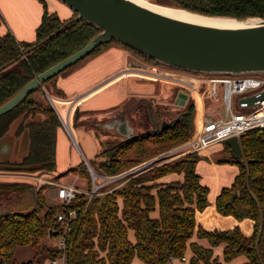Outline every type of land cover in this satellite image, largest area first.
<instances>
[{"label":"trees","instance_id":"obj_1","mask_svg":"<svg viewBox=\"0 0 264 264\" xmlns=\"http://www.w3.org/2000/svg\"><path fill=\"white\" fill-rule=\"evenodd\" d=\"M160 1L210 16L264 18V0ZM39 2L42 16L33 42L18 41L10 31L0 36V104L33 76L85 45L100 31L83 20H62L56 13L48 11L44 0ZM111 44L137 54L150 64L177 70L146 58L116 40L99 45L82 60L101 53ZM56 76L0 116L1 136L13 120L24 117L25 113L30 115L29 121L20 122L17 127L28 130V153L18 162H0V167L10 172L36 174L55 169L56 133L61 123L51 106L43 105L32 96ZM193 111L194 104L188 101L170 118L171 122L179 116L173 126L154 127L130 139L107 141L105 148L97 154V170H94L104 175H116L143 159L183 143L191 133ZM38 114L44 118L34 119ZM163 115L155 112L152 117ZM240 146L242 158L234 161L231 157L237 164V172L231 184L220 189L215 206L223 216L238 221L250 220V235H244L238 226L220 229L215 225L197 224L196 212L203 211L208 204V187L202 184L196 171L198 156L187 153L163 165L128 175L109 187L106 185L89 201L86 194L80 193L63 206H43L41 193L45 186L36 190L28 182L0 181V191L7 194L0 202V264L6 260H12L13 264H38L43 253L48 259L60 257L62 251L48 246L46 239L49 230H58L54 218L56 210L66 212L71 209H76V216L63 235L66 264H130L134 257L143 264H171L173 259H181L187 249L191 253L188 264H221L214 255V248L219 245L223 247L224 262L243 256L246 261L241 264H264V129L246 131L240 137ZM224 149L229 150V147L224 144ZM3 168L0 171H4ZM169 173L181 174L182 179L158 182ZM87 179L89 184L90 177ZM234 191L237 194L229 203ZM155 211L157 213L153 215ZM208 211L209 207L204 213L197 214L199 222ZM213 212L208 223L213 220L222 227L219 218H223ZM129 231H133L134 241L129 239ZM59 233L53 237H58ZM194 236L198 240H207L209 246L193 241ZM19 246L31 248L33 258L21 263L13 259Z\"/></svg>","mask_w":264,"mask_h":264},{"label":"water","instance_id":"obj_2","mask_svg":"<svg viewBox=\"0 0 264 264\" xmlns=\"http://www.w3.org/2000/svg\"><path fill=\"white\" fill-rule=\"evenodd\" d=\"M60 1L76 14L67 22L86 21L96 26L100 30L99 33L85 45L27 81L0 104V116L15 108L45 81L82 60L96 47L110 40H116L146 58L176 69L226 75L264 74V18L238 19L186 10L209 18L231 19L239 24L219 26L175 18L131 0ZM263 97L264 90L259 94L238 98L237 105L248 107ZM186 99L185 93L178 92L173 103L183 107ZM178 120L179 116L171 122H163L162 128L173 126ZM20 121V118L13 121L5 135L0 137V162H18L28 153L29 135L28 130L25 129L20 140L22 144H17L12 151L15 153L12 157L16 159L10 161L11 157L8 155L12 150V133ZM116 127L119 135L126 139L135 136L134 127L126 123V120L117 121ZM224 144L229 147L234 161L242 158L241 146L235 137L227 138ZM160 160L156 159V161ZM236 194V191L231 194L229 203H232ZM56 234L57 231L49 230V237Z\"/></svg>","mask_w":264,"mask_h":264},{"label":"crops","instance_id":"obj_3","mask_svg":"<svg viewBox=\"0 0 264 264\" xmlns=\"http://www.w3.org/2000/svg\"><path fill=\"white\" fill-rule=\"evenodd\" d=\"M45 1V0H44ZM51 4L60 5L63 7V13L65 14L62 20H68L73 17V11L67 10L68 7L60 0H48ZM47 5V4H46ZM42 16V4L39 0H0V17L5 19V23L7 26H1L0 24V36L4 35L7 31H10L14 38L18 41H33L35 40L36 36V28L40 24ZM60 18V17H59ZM61 19V18H60ZM108 51L112 55L109 59L105 61H98L97 59L100 57L101 54ZM120 55L122 58L120 59ZM128 63V62H127ZM126 57L122 49L114 46H108L104 49L101 53L93 56L89 61L84 63L82 66L75 69L72 73L65 77L56 76L54 79V87L59 88L61 97H54L50 96L49 101L54 109L59 114V118L64 123L67 131V134L64 129L59 127L56 133V153L59 148L61 149L64 142H68V138L70 142L73 141L77 147V152L81 153L84 157L81 156L82 161L83 159H88L93 157L92 148L88 146L85 142V138L81 136V130L78 128L73 127L75 134L77 136V141L79 143L80 149L78 144L72 139L73 133L70 127V123L73 126V118L72 110L71 114L70 111L72 107L75 105V108L78 106L79 108L84 105L85 108L94 109L96 107H106L109 105H124L127 102V95L137 94L139 97H145L144 93L151 91L149 87L145 86L144 83L137 81V79H144L142 78L143 75L140 73L137 74L141 77H137L134 79L132 76H128L126 71ZM126 70V71H125ZM133 69H130V73ZM137 70V69H135ZM125 71V72H123ZM142 72V71H141ZM145 73V76L148 74ZM130 75V74H129ZM146 77H151L149 74ZM140 93V94H139ZM150 93V92H149ZM152 93V92H151ZM175 97L173 98L174 101ZM69 117L71 120H69ZM71 121V122H70ZM66 133V134H65ZM87 134V133H86ZM71 135L72 137H68ZM21 136L16 137L14 132L12 133V150L8 154L10 161L15 160L12 156L15 154L13 149L20 143ZM87 136V135H86ZM19 145V146H20ZM79 150V151H78ZM220 152H226L228 155L229 160L232 162L230 149H224L223 146H212L204 151H202L199 155V160L196 163V171L201 178L202 184L208 187V194L207 200L208 204L204 208L203 211L196 212V222L199 225L204 227H210L215 225L217 228L220 229H230L235 226H238L239 229L242 231L244 235H250L252 232V224L248 219H242L240 221L234 219L231 216H223L217 212L215 206V199L217 194L219 193L220 189L223 186H229L233 180L229 179L228 181H222L218 175V164L216 163V157L220 156ZM187 154V153H186ZM3 155V154H2ZM5 155V154H4ZM7 156V155H6ZM17 157V156H16ZM210 171L213 173L214 181L212 183L213 189L212 191L209 188V183L206 181V178L210 176ZM236 174V173H235ZM77 175V174H76ZM75 175V176H76ZM235 176V175H234ZM233 176V177H234ZM48 179H53L51 177H45ZM4 177L0 176V180H3ZM80 176H78L77 180H75L74 184L80 189L85 191L84 181L82 179L81 182L78 183ZM182 179L181 174L177 173H169L161 178L158 179V182H173ZM54 180V179H53ZM59 181V180H58ZM65 184H70L69 182H61ZM88 182V181H87ZM79 184V185H77ZM87 183V187H88ZM209 207V211L207 214L202 218V222H199L197 219L198 213H204L205 210ZM219 214L223 219L219 218V222L222 227L218 226L216 221L211 220L208 223V218L214 215V212ZM156 211L153 215H156ZM242 224V226H241ZM243 228V229H242ZM244 230V231H243ZM128 237L131 241H134V234L133 231H129ZM193 241H197L200 245L204 247H208L209 243L205 239H196L194 236ZM222 245H219L214 248V255L221 261V264L224 263L222 258ZM191 253L190 250L187 249L184 253V260L182 259H173L171 264H188V258L190 257ZM246 259L243 256H238L232 259L229 262H235L236 264H241L245 262ZM130 264H143L137 257H134Z\"/></svg>","mask_w":264,"mask_h":264},{"label":"built area","instance_id":"obj_4","mask_svg":"<svg viewBox=\"0 0 264 264\" xmlns=\"http://www.w3.org/2000/svg\"><path fill=\"white\" fill-rule=\"evenodd\" d=\"M150 73L153 77L148 79H156L169 86L179 87L180 90L178 92H183L187 95L185 104L188 101L194 104L190 137L172 149L168 155L176 152L181 154H200L212 146L224 143L230 137H235L240 144V137L246 131L264 129V97L254 101L248 107H239L237 105L238 98L259 94L264 90V74H209L181 69L174 70L166 67L153 69ZM59 120L67 131L62 120L60 118ZM83 161L86 162L85 159ZM86 165L90 181L85 191L80 190L74 184L79 176L78 174L70 184H63L36 173L20 174L6 171L0 172V176L4 177L3 180L28 181L35 186L36 190L43 185L53 186L56 188L55 199L57 200V205L63 206L73 201L76 195L80 193L86 194L89 201L92 195L98 194L102 187L124 179L128 175L137 174L143 171L145 166V164L141 163L119 174L109 176L95 171L87 163ZM97 178L102 179V182L97 183ZM75 216L76 209L66 212L56 210L54 214L55 225L58 228L57 233H60L55 248L62 251V255L58 258L49 259L48 264H66L63 235L69 230ZM181 259L184 260L185 258L182 256Z\"/></svg>","mask_w":264,"mask_h":264},{"label":"rangeland","instance_id":"obj_5","mask_svg":"<svg viewBox=\"0 0 264 264\" xmlns=\"http://www.w3.org/2000/svg\"><path fill=\"white\" fill-rule=\"evenodd\" d=\"M148 1L155 3V4H158V5H162V6H169V5L161 2L160 0H148ZM45 3L47 4V9L49 12L56 13L61 19H63L65 17L64 16L65 14L63 13V10H62L63 7H60V5H57V4H51L50 1H48V0H45ZM169 7H172V6H169ZM65 8H68L67 10H71L69 7H65ZM0 24H1V26H7V24L5 23V19L2 17H0ZM33 41H31V42H33ZM27 42H29V41H27ZM110 46L118 47V48L123 50L125 57H126V64H125L126 69H129V71H130V69H133L131 73L129 71L125 70L127 72L128 76H132L134 79H136L137 77H141L137 74L140 73L141 75H143L142 78H145V79H139V80L137 79V81L144 83L145 86H151V87H149V89L151 90V91H149L150 93L145 92L144 96L146 99L152 101L153 106H154L153 107L154 108V110H153L154 114H155V112L164 113V115L159 116V118L163 119L164 122H170V118H172L175 111H178L181 109L180 106H176L173 103L174 102L173 98L175 97L176 93L180 90V88L174 87V86H169V85H167L161 81H158L156 79H153V80L148 79L149 77H146V76L148 74L150 76L151 75L150 72H152L153 69H161V67L158 65L150 64V63L144 61L137 54H135L129 50L123 49L122 47H120L117 44H111ZM111 55H112V53L110 54L108 51H106L105 53L101 54L97 60L98 61H105V60L109 59ZM91 58H92V56L80 61L75 66L69 68L65 72H62L58 76L65 77V76L69 75L75 69H77L78 67L82 66L84 63L89 61V59H91ZM121 58H122V56L120 55V59ZM135 69H137V70H135ZM125 71H123V72H125ZM143 71L148 73V74L145 76V73H143ZM54 79L55 78L49 80L43 86H41V88L38 91H36L32 97L34 99H37V101L41 102L43 105L48 104L50 106V102H49L50 96H54V97L60 96L61 97L59 88L55 89V87H54ZM43 95H44V97H42ZM136 98H140V97L137 94H132L131 96L128 97V100H129L128 102L130 103L133 100L135 101ZM76 104H74V106L72 107L70 114H71L72 110H75ZM54 111H55V113L59 119L58 112L56 111V109H54ZM132 115L137 120L136 133L149 131V130L153 129L154 125L150 119V114H148V112L145 111V108L139 106L136 110H134L132 112L131 116ZM42 116H43L42 114L36 115V117L40 118V119L42 118ZM69 120H71L70 117H69ZM74 123H75V120H74ZM62 127L63 126L61 124V129H62ZM70 127L72 129L73 137L71 135H69L68 137H72V139H74V141L78 144V147L80 149L79 143L77 141L78 138L75 134V131L73 130V126L71 123H70ZM75 128H78L81 130V136H83V139L85 138V142L88 144V146H90L93 149L92 153L94 155H93L92 159L88 158V159H85L86 162L82 161V158L80 157L79 152L76 151L77 147H76L75 143L73 141L70 142V139L68 138V142H64L62 148L61 149L59 148V150H57L56 158H55V163H56L55 169L51 172H44V173H42V175L44 177H51L54 180H56L57 182L61 181V182L71 183L73 181V179L76 177L75 175L78 174L81 176L80 177L81 179H79L78 183L81 182L83 179V181H84L83 187H85V189H87V183H88L87 181L89 180L87 178H89V175H88L89 173H88L86 163L90 167H92L93 169L97 170L96 169L97 168L96 162L98 160L97 154L105 148V146H104L105 143L103 142V140L105 139V137L108 134H106L105 132H101L99 129L96 130V128H94L93 126L90 128L89 132H88L87 128H84L82 125H80L79 127H75ZM191 130H192V127H191ZM64 131L67 134H69L65 129H64ZM95 133H97L96 136H94ZM111 135L115 136L114 134H111ZM190 135H191V133H190ZM177 146L171 147L167 150H163V151L159 152L158 154H155L149 158L143 159L142 162H140L138 164H141V163L145 164V166L143 167V170H146V169L151 168V167H157V166L163 165L167 162H171L176 158L178 159V158L182 157L184 154L176 152V153H172L171 155H168V153L172 149L176 148ZM216 146H223V143L217 144ZM80 151H81V149H80ZM81 153H83V152H81ZM196 155L198 156V158H200L198 154H196ZM81 156L84 157L82 154H81ZM156 159H161V160L156 161ZM149 162H151V163L148 164ZM216 163L219 166L218 167V175L222 181H228L229 179H232L233 176L235 175V173L237 172V164L234 162H231L229 160L226 152H220V156L216 157ZM138 164H136V165H138ZM136 165H134L132 167H135ZM132 167H130V168H132ZM1 168H3V167H0V169ZM3 169H4V171H0V172L8 171L5 168H3ZM77 169H78V171H77ZM13 173H20L21 174L23 172H13ZM14 180L6 179V181H11V182H23V183L28 182V181H21V180H15L14 181ZM123 180L124 179H120L116 182H113V183L107 185V186L109 187V186H111L115 183L121 182ZM0 181H2V180H0ZM206 181L209 183V188L212 191V189H213L212 183L214 181L212 171H210V176L206 178ZM96 182L101 183L102 179L97 178ZM63 184H65V183H63ZM77 185H79V184H77ZM43 186H45L42 193H41L42 198H43V206L44 207L47 205L58 206L57 200L55 199L56 188L53 186H46V185H43ZM6 195L7 194L5 192L0 191V202L3 200V197H5ZM43 212H44V209L41 211V213H43ZM41 213H40V215H41ZM58 240H59V237L56 238V237L51 236V237H47L46 242H47L48 246L55 247ZM32 258H33V250L29 247L19 246L16 248L14 255H13V259H15L18 263L28 261ZM48 260L49 259L46 256V254L43 253L41 255V257L39 258L38 264H48L47 263ZM3 264H13V263H12V260H6V261H4ZM223 264H236V263L235 262H224Z\"/></svg>","mask_w":264,"mask_h":264},{"label":"flooded vegetation","instance_id":"obj_6","mask_svg":"<svg viewBox=\"0 0 264 264\" xmlns=\"http://www.w3.org/2000/svg\"><path fill=\"white\" fill-rule=\"evenodd\" d=\"M128 97L129 95H127L126 104L124 103V105L122 106L119 104H116V105H109V106L101 107V108L96 107L94 109L85 108L84 105H82V107L80 108L77 106L72 114L73 127H79L80 125H82L84 128H87L89 132L90 128L93 126L94 128H96V130L99 129L101 132H105L108 135L105 137L104 140L102 139L104 143H106L107 141L124 140L126 138L119 135L118 129L116 127L117 121L126 120V123H130L134 127L135 136L141 133V132L136 133L137 120L136 118L133 117V115L131 116L132 112L136 110L139 106H141L145 108V111H147L148 114H149V111H151L150 119L154 127L162 128V123L164 122L163 119H160L157 116H155V118L152 117V114L154 113L153 111L154 106L151 100H148L145 97H140V98H136L135 101L133 100L129 103ZM50 106L52 107L51 103H50ZM19 118L21 119L20 122L23 123L25 121L30 120V115L28 116V114L25 113L24 117L20 116L17 119ZM33 118L40 119V118H37L35 115ZM43 118L44 116H42L41 119ZM74 120H75V123H74ZM9 126H8V129H9ZM8 129L6 130V132L8 131ZM24 130L25 129L21 130L19 128H16L14 130V135L18 137L23 134ZM5 133L3 135H5ZM111 134H114L115 136H112ZM3 135H1L0 137H2ZM96 135L97 133L94 134V136Z\"/></svg>","mask_w":264,"mask_h":264},{"label":"bare ground","instance_id":"obj_7","mask_svg":"<svg viewBox=\"0 0 264 264\" xmlns=\"http://www.w3.org/2000/svg\"><path fill=\"white\" fill-rule=\"evenodd\" d=\"M131 1L136 2L137 4L142 5L146 8L152 9L154 11H157V12L175 17V18L188 20V21H194V22L206 23V24H212V25H219V26H237V25H239L236 21L231 20V19L209 18V17L198 15V14L189 13L186 10L158 5V4L152 3L148 0H131Z\"/></svg>","mask_w":264,"mask_h":264}]
</instances>
